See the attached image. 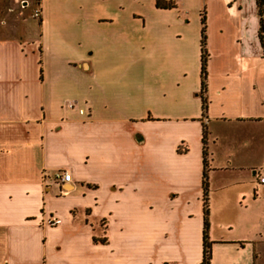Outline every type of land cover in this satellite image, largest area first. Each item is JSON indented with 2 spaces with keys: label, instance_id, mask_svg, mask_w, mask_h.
Here are the masks:
<instances>
[{
  "label": "crops",
  "instance_id": "obj_1",
  "mask_svg": "<svg viewBox=\"0 0 264 264\" xmlns=\"http://www.w3.org/2000/svg\"><path fill=\"white\" fill-rule=\"evenodd\" d=\"M263 46L256 0L0 21V264H201L205 221L210 264H264Z\"/></svg>",
  "mask_w": 264,
  "mask_h": 264
},
{
  "label": "rangeland",
  "instance_id": "obj_2",
  "mask_svg": "<svg viewBox=\"0 0 264 264\" xmlns=\"http://www.w3.org/2000/svg\"><path fill=\"white\" fill-rule=\"evenodd\" d=\"M41 0H2L0 4V21L9 24L39 22L40 17L33 14L40 9Z\"/></svg>",
  "mask_w": 264,
  "mask_h": 264
},
{
  "label": "trees",
  "instance_id": "obj_3",
  "mask_svg": "<svg viewBox=\"0 0 264 264\" xmlns=\"http://www.w3.org/2000/svg\"><path fill=\"white\" fill-rule=\"evenodd\" d=\"M157 6H160V2H157ZM168 7H172V6H168ZM256 7H257V11H258V15L260 17L264 16V0H256ZM205 20L204 18L201 19V24L204 25ZM264 48V46H263ZM201 77H202V90L204 89V82H205V78H206V73H205V67H206V59H207V54H206V50H205V42L204 39H202L201 42ZM205 103V102H204ZM204 191H206V183H205V174H204ZM207 214V210L205 207V215ZM207 223L205 221V226H204V237H203V258H202V262L201 264H210V259H211V252H210V244L207 241Z\"/></svg>",
  "mask_w": 264,
  "mask_h": 264
},
{
  "label": "built area",
  "instance_id": "obj_4",
  "mask_svg": "<svg viewBox=\"0 0 264 264\" xmlns=\"http://www.w3.org/2000/svg\"><path fill=\"white\" fill-rule=\"evenodd\" d=\"M33 17L34 18L40 17V9H37L34 12ZM66 107L68 109H73L74 105L70 103L67 104ZM51 179L55 181L59 186H62L63 184L68 183L70 181V174L65 170H58L53 173ZM260 183L264 184V177L260 179Z\"/></svg>",
  "mask_w": 264,
  "mask_h": 264
}]
</instances>
